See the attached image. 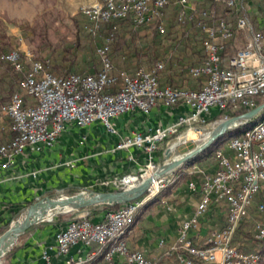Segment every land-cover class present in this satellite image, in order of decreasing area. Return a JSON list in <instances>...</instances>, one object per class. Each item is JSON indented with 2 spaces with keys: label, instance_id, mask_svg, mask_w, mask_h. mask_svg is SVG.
<instances>
[{
  "label": "built area",
  "instance_id": "2783aa9c",
  "mask_svg": "<svg viewBox=\"0 0 264 264\" xmlns=\"http://www.w3.org/2000/svg\"><path fill=\"white\" fill-rule=\"evenodd\" d=\"M170 1L180 7L179 21L191 20L196 14L201 19L204 60L189 66L187 71L190 77L203 76L199 89L160 85L158 74L164 66L162 61L149 68L138 66L132 72L115 70L109 57L111 37L96 47L101 62L97 74L57 76L30 54L11 49L2 53L0 59L20 74L19 89L0 108V120L7 119L11 124V136L0 144V167L9 166L26 147L39 150L51 146L67 122L85 126L99 120L110 133H115L111 118L119 114L148 112L159 103L186 105L189 109L175 122L146 133L127 135L117 143L116 148L135 146L149 155L139 171L102 182L104 188L124 189L153 173L159 164L152 160L154 152L159 149L164 152L166 148L172 151L176 145L191 140L190 133L199 132V128L209 124L207 117L212 108L235 110L244 105L250 109L256 106V98L264 101V28L255 30L246 15L237 17L235 29L248 34V38L228 55L227 44L234 27L225 16L217 15L213 7L198 9L188 0H94L90 5L81 6L80 12L88 18L86 30L92 35L97 34L103 22L124 18H130L136 25L159 19L158 31L164 33L163 9ZM214 1L230 9L238 2ZM213 158L216 163L213 173L202 174L198 184L188 182V188L199 193V201L192 216L180 222L177 237L169 249L178 252V260L183 264H256L259 254L239 251L234 236L240 223L251 218L254 237L264 239V119L256 121L241 136L227 140L214 151ZM176 179L170 172L153 180L143 195L116 210L106 211L101 221L90 220L87 213L74 216L56 234L58 252L66 253L80 241L97 245L107 264H118L115 257L126 264H157L141 251L130 250L123 235L138 211ZM213 203L225 204L224 224L210 230L205 242L199 244L188 232L197 226L199 217ZM253 207L262 214L260 217L251 216ZM93 254L66 259L64 264H87ZM43 258H49L46 252Z\"/></svg>",
  "mask_w": 264,
  "mask_h": 264
},
{
  "label": "crops",
  "instance_id": "0c3cea01",
  "mask_svg": "<svg viewBox=\"0 0 264 264\" xmlns=\"http://www.w3.org/2000/svg\"><path fill=\"white\" fill-rule=\"evenodd\" d=\"M10 1L0 0L4 3L1 12L10 19L25 18L11 14L13 5ZM37 1L33 3L36 5ZM93 1L75 0L74 3L79 8L90 5ZM209 2L188 0L190 5L197 7L208 6ZM263 2L264 0H238L233 9L216 2L214 8L217 15L225 16L234 27L226 54L232 55L248 38V34L235 29L237 17L246 15L255 30L264 28ZM9 24L5 29L7 28V32L15 40L20 41L17 42L19 48L28 53L24 48L19 27ZM188 109L186 105L167 106L159 103L148 112L136 110L122 113L111 118L115 133H110L99 120L85 126L67 122L51 146H43L39 150L26 147L15 156L9 166L0 167V228L27 202L59 192L72 194L82 189L100 190L104 188V181L139 171L149 160V155L135 146L116 148L117 143L127 135L146 133L155 127L171 124ZM6 124L7 121L0 122V126L6 127L8 132L10 129ZM152 160L161 163L163 159L159 152H154ZM215 168L213 154L191 159L175 168L171 173L177 176V179L138 211L124 233L126 246L130 250L141 251L146 258L156 261L157 264H183L178 260V252L171 251L169 247L177 237L180 222L192 216L199 201V193L190 190L188 182L195 181L198 184L202 174L213 173ZM183 174L188 175L181 177ZM105 211L103 206H98L92 210H79L76 214L87 213L90 220L98 222L103 219ZM253 211L254 207L251 209L252 217ZM73 217L56 215L50 221L32 225L17 237L8 253L1 258L0 264H64L66 259L84 257L91 252L94 253L93 258L87 264H107L95 244L86 245L78 241L71 245L66 253L58 252L56 234L64 229ZM225 217V204L213 203L199 217L197 226L190 229L188 234L195 242L203 244L210 230L224 224ZM44 252L48 254V260L43 258ZM114 259L118 264H126L117 257Z\"/></svg>",
  "mask_w": 264,
  "mask_h": 264
},
{
  "label": "trees",
  "instance_id": "16d2710c",
  "mask_svg": "<svg viewBox=\"0 0 264 264\" xmlns=\"http://www.w3.org/2000/svg\"><path fill=\"white\" fill-rule=\"evenodd\" d=\"M209 7H215L216 2L209 0ZM208 6L199 5L198 9H204ZM180 7L173 1H170L163 9L162 20L165 25V32L160 33L157 25L159 19H154L142 25H136L130 18L117 19L106 21L101 24L100 29L96 35L87 32L88 18L79 11L80 18L76 15L73 17L75 27V40L71 47L64 45L63 42L54 43L48 38L47 24L45 21H40L41 16L34 18L32 24H24L23 29H31L37 35V43L35 52L32 53V59L40 60L45 69L57 76H66L70 73L80 74H97L101 68V62L96 55V47L102 44L106 37H111L109 45V57L116 69L128 70V62L132 58L136 61V67L145 65L144 67H151L156 62L162 61L164 63L163 69L160 70L159 84L171 85L179 87H188L192 89H199L204 80L203 76L190 77L187 73L189 66L199 64L204 60V52L201 48V40L204 37L200 22V17L196 14L193 19L184 22L178 20ZM43 20V19H42ZM85 33L88 39L92 56L84 59L82 63L77 60V51L83 46L81 44L80 33ZM143 38H140L142 37ZM62 41V39H61ZM16 49L12 44L11 38L5 33H0V56L2 53ZM122 63L124 65H120ZM135 67V68H136ZM0 108L8 102L12 92L18 90L17 81L20 74L15 72L8 64L0 59ZM5 83L7 86L6 93ZM24 98L27 95L24 94ZM263 102V99L256 98V105ZM249 108L241 105L235 110L230 108L217 109L214 108L208 120H215L224 115H236L242 113ZM264 119V110L253 120L248 123L238 126L235 129L227 131L225 134L217 138L207 149L199 153L195 159L205 156H210L217 148L221 147L224 141L233 137H238L243 132L250 128L256 121ZM7 121V128L10 129L11 124ZM1 122V121H0ZM6 128V127H5ZM5 128L0 126V144L7 141L11 136V130L7 132ZM163 159V150H157ZM188 174H183L181 177H187ZM168 187V186H167ZM166 187V188H167ZM164 188L163 190H165ZM100 190H119L115 187H105ZM161 190L159 194L163 191ZM157 194L154 198L158 197ZM31 202H27L24 206H28ZM123 204L102 205L107 210H116ZM100 205L89 206L90 210ZM17 211V210H16ZM16 211L13 213L16 214ZM89 218V216H86ZM10 220H7L3 227L0 228V233L5 230ZM249 223L252 226L250 218L244 219L234 236V242L239 251L257 252L259 259L256 264H264V239H256L253 230L247 232L242 226L244 223ZM242 234V235H241ZM238 238V241H237ZM248 241H257L258 243L252 246H245ZM255 246V248H254Z\"/></svg>",
  "mask_w": 264,
  "mask_h": 264
},
{
  "label": "water",
  "instance_id": "95a60500",
  "mask_svg": "<svg viewBox=\"0 0 264 264\" xmlns=\"http://www.w3.org/2000/svg\"><path fill=\"white\" fill-rule=\"evenodd\" d=\"M263 110L264 101L242 113L221 119L201 143L185 152L172 155L171 150L166 148L163 152L162 162L157 165L153 173L134 186L119 190L93 191L82 189L69 195L57 193L54 196L46 195L37 198L26 207L21 220L18 218L10 220L7 228L0 233V260L8 253L20 234L44 219L46 221L51 220V218H43L47 209H55V212H64L58 209L67 207L66 211L81 210L93 205L124 204L136 199L145 193L153 180L172 172L175 168L194 159L217 138L227 131L253 120Z\"/></svg>",
  "mask_w": 264,
  "mask_h": 264
},
{
  "label": "rangeland",
  "instance_id": "374dc122",
  "mask_svg": "<svg viewBox=\"0 0 264 264\" xmlns=\"http://www.w3.org/2000/svg\"><path fill=\"white\" fill-rule=\"evenodd\" d=\"M34 1L36 0H11L10 1L13 5L11 14L15 16H25V18H18V19H16V17L15 18L13 17L14 19H10L9 16L1 12V10L4 8L3 7L4 3L0 2V33H5L9 35L11 38L12 44L17 49L21 50L18 44L20 41L18 42L17 40H15L7 32V28L5 29L6 25L8 26L9 23H11L12 25L18 26L20 30L19 31L20 35L22 36V40L24 42V48H26V50H28V54L32 56V53H34L36 49L37 35L31 29H23L22 27L26 23L32 24L35 17L41 16L42 18H39L40 21L41 22L45 21V23L47 24L48 38L54 43L63 42L64 45L71 47L75 40V27H74L73 17L77 15L80 18V15H79L80 7L78 8L76 3H74L75 0H38L36 2V5L33 3ZM85 33L86 32L80 33L81 44L83 46L77 51L76 57L79 63H82L84 59H88L93 55L92 50L90 49V45H89L90 42H88V39H86ZM140 38H143V36ZM134 61L136 60L131 57V59L129 60L127 64L129 65L127 68L128 70L135 69L136 64ZM119 64L124 65L122 63H119ZM142 66H145V65H142ZM6 90H7V86L5 87V90H4L5 93H6ZM221 119H223V117L217 118L216 120H211L209 121V124L199 128V132L190 133V137L192 139L187 141L185 144L176 145V148L171 151V154L174 155V154L185 152L195 147L197 144L201 143L205 139L204 135L209 134L210 131L213 129V127ZM0 121H4V120H0ZM225 143L226 141H224V143L221 144V147L224 146ZM161 147L164 149L166 146L165 144H163ZM199 161L200 159H198L197 163H199ZM59 193H63L64 195H69L64 192H59ZM54 195L55 194H52L51 196H54ZM26 207L27 206H23L19 210H17L16 214H14L10 220L17 219V218L22 219L23 214L26 210ZM105 210L108 211L107 209ZM77 211L79 210H71V211H66V212L53 211V215H51L50 218L52 220L56 215L77 216L76 214ZM252 213H253V218H256V217L258 218L260 217V215H262L255 210ZM250 220L252 219L250 218ZM43 221H46V220L44 219ZM242 226L245 228L247 232H250L252 230V226L249 223H247V221ZM237 241H238V238H237ZM257 243H258L257 241H248L245 243V246H252V244L256 245Z\"/></svg>",
  "mask_w": 264,
  "mask_h": 264
},
{
  "label": "bare ground",
  "instance_id": "6f19581e",
  "mask_svg": "<svg viewBox=\"0 0 264 264\" xmlns=\"http://www.w3.org/2000/svg\"><path fill=\"white\" fill-rule=\"evenodd\" d=\"M207 136H208V134H205L204 138H206ZM58 210H61V211L65 212L67 210V207H64V208L58 209ZM53 211H56V210L55 209H47L46 214L44 215L43 218H49V216L53 215Z\"/></svg>",
  "mask_w": 264,
  "mask_h": 264
}]
</instances>
